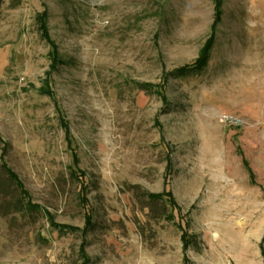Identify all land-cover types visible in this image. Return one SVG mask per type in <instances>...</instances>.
<instances>
[{
  "label": "rangeland",
  "instance_id": "374dc122",
  "mask_svg": "<svg viewBox=\"0 0 264 264\" xmlns=\"http://www.w3.org/2000/svg\"><path fill=\"white\" fill-rule=\"evenodd\" d=\"M17 1L0 16V163L42 210L0 168V264H85L84 242L89 264H223L234 184L264 197V0ZM164 193L178 209L148 196Z\"/></svg>",
  "mask_w": 264,
  "mask_h": 264
},
{
  "label": "crops",
  "instance_id": "0c3cea01",
  "mask_svg": "<svg viewBox=\"0 0 264 264\" xmlns=\"http://www.w3.org/2000/svg\"><path fill=\"white\" fill-rule=\"evenodd\" d=\"M234 197L228 201V214L224 213L223 234L224 253L227 260L223 264H264V197L256 190L250 204L246 201V186L236 185ZM230 187H235L229 185ZM194 264V263H193ZM197 264H219L203 257Z\"/></svg>",
  "mask_w": 264,
  "mask_h": 264
},
{
  "label": "trees",
  "instance_id": "16d2710c",
  "mask_svg": "<svg viewBox=\"0 0 264 264\" xmlns=\"http://www.w3.org/2000/svg\"><path fill=\"white\" fill-rule=\"evenodd\" d=\"M4 1L5 0H0V16L2 14V6L4 4ZM20 3V1L18 0L16 3H14V6L18 5ZM208 61V58L207 57H204V58H200L196 64L194 66H186V67H183L181 69H178L174 72L175 75H177V77H183V76H186V75H190L192 74L194 71H200L202 68H204V66L206 65ZM46 93V91H45ZM48 93L50 94L51 91L49 90ZM53 94V93H52ZM64 126L67 127V124H65L64 122ZM68 133V131H67ZM69 135V134H68ZM69 138V137H68ZM71 139V138H69ZM0 141L3 142L5 145H7L4 140L2 139V137L0 136ZM0 168L1 170L4 172V174L6 175V178L7 180L15 186V188L17 189L18 193H19V196H20V199H19V204L22 205L23 207H26L30 210H33V211H40L42 210L41 207L32 202V199L29 195V192L27 190V188L25 187L22 179L19 177L18 173L15 172L9 165L7 162L3 161L0 163ZM248 170L250 171L251 175L253 174L251 168L248 167ZM76 173V172H75ZM84 175L82 174H78L77 173V179L81 182V191L84 192V190L87 188L86 186V183L84 181V178H83ZM149 198L151 200H158V199H162V201H166V202H169V204L171 205V207L173 209L175 208H179V205L177 204L176 200L174 198H171V194H148ZM80 201H81V204L84 205V204H87V199L85 198L84 195H82L80 197ZM175 218V217H174ZM93 221L91 218H87V221H86V227L84 229V232L86 233L87 231H91L93 229ZM52 226L54 227H57L59 229L61 228H65V229H72V230H77L78 228L75 227V226H70V225H61V224H55L54 222L52 223ZM180 228L182 230V240H183V245H184V251H186L189 246L192 244V238L189 236V233L187 232V230L180 224ZM86 242L83 243V255H84V259L86 260L85 261V264H89V261L90 259L88 258L86 252H84V248L86 246ZM185 264H188V260L185 256Z\"/></svg>",
  "mask_w": 264,
  "mask_h": 264
}]
</instances>
